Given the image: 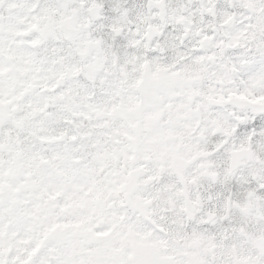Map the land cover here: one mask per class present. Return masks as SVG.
<instances>
[{
	"label": "snow or ice",
	"instance_id": "6c2138e0",
	"mask_svg": "<svg viewBox=\"0 0 264 264\" xmlns=\"http://www.w3.org/2000/svg\"><path fill=\"white\" fill-rule=\"evenodd\" d=\"M0 264H264V0H0Z\"/></svg>",
	"mask_w": 264,
	"mask_h": 264
}]
</instances>
